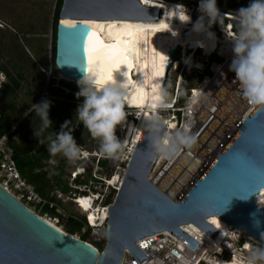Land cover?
<instances>
[{"label":"water","instance_id":"95a60500","mask_svg":"<svg viewBox=\"0 0 264 264\" xmlns=\"http://www.w3.org/2000/svg\"><path fill=\"white\" fill-rule=\"evenodd\" d=\"M124 1L133 3V9L140 12H125L130 5H125ZM235 1L251 3V0ZM150 11L154 12L152 16L147 14ZM128 16L133 21H158L162 18V10L143 7L139 0H63L54 27V65L58 73L78 82L87 69L84 48L90 28L80 21L125 19ZM67 19L77 23L72 26L62 24V20ZM168 53L166 78L179 48L170 47ZM146 123L115 198L108 207L102 251L32 213L2 187L0 264H121L125 250L139 264L146 257L136 245L138 240L168 232L195 251L199 244L180 227L195 226L213 239L218 231L207 223L210 217H217L264 244L261 235L264 233V199L262 217L251 212L255 206L254 198L264 190V109H252L236 134L178 202L171 200L148 179L155 156ZM69 197L76 199L77 195L69 193Z\"/></svg>","mask_w":264,"mask_h":264},{"label":"built area","instance_id":"2783aa9c","mask_svg":"<svg viewBox=\"0 0 264 264\" xmlns=\"http://www.w3.org/2000/svg\"><path fill=\"white\" fill-rule=\"evenodd\" d=\"M186 8L189 10L188 14L196 22L199 16L193 18V8ZM220 9L221 15L236 13L224 8ZM223 18L237 23L232 14ZM209 30L219 38L218 46L220 48H222L223 44L224 46L226 45L224 41L227 36L235 38L238 34V32L231 29H229V33L226 30H222L221 33L211 28ZM186 48L187 50L185 51L183 49L179 50V54L169 70L177 74L174 90L171 95L172 100L169 103L170 107L159 109L158 112L166 111L170 115L163 118L169 124L175 126L174 128L167 129L170 133L182 130L187 125L190 128L191 134L197 136V143L191 150L185 149L172 160H161L155 157L148 178L160 191L175 202L182 200L187 195L197 178L204 174L216 159L218 153L228 144L254 108L243 98L240 84L235 80V73L230 71V65L234 58L232 50H230L232 53L226 55L220 52L219 48L211 54H206L202 49H190L188 45ZM186 57L187 61L185 60ZM168 58L170 60L169 53ZM206 71L208 75L189 90L186 102L183 105H177V96L183 72L202 75ZM0 73L6 77V79L0 80L1 107L8 79L1 67ZM47 98L49 97L47 96ZM126 108L127 113H129L128 115L131 117L128 123H137L138 115L136 109ZM125 128L122 131V138ZM12 130L0 137V188L3 187L2 189L14 197L21 205L43 219L44 217L39 214L42 208L48 206L50 209H55L56 211L57 209L53 202L40 197L33 187L21 177L17 170L12 149L8 144ZM123 141L125 142V152L127 150L129 154L126 157L128 163L134 146L127 142L125 137L121 142ZM123 155L124 153L121 156ZM84 160L91 164L92 171L89 169L90 171L87 170L85 173L84 169H81L80 172V169H77L70 175L71 182L78 177L84 179V176L88 180V184L84 185L85 188L79 191L81 194L76 195L77 197L83 196L89 199L92 209H105L107 211L118 189L110 185L107 180L102 181L101 179V171L103 169L100 166V162L106 160L105 156L97 154V152L90 153L82 150V156L78 161ZM125 169H119L116 172L120 173L121 171V175L123 176ZM114 172L115 170H113ZM107 190L115 192L114 198L110 203H106ZM57 194L58 198L59 196L61 197L60 193ZM69 200L74 203L76 201V199H72L71 197H69ZM79 210L84 215L87 229L99 228L106 222H98V226H91L87 214L82 211V208H79ZM59 213L60 215L57 217L69 218L63 212L61 213L60 211ZM208 220L206 221L210 224ZM50 222L57 225V219L55 218ZM180 229L199 244L195 251L170 233L161 232L136 242L138 249L146 257L139 264H207L209 257H216L217 260L230 262L233 258H237L242 264L250 251L255 248H264V244L230 225H228L225 237L219 240L217 239L218 233L212 239L201 230L194 231L192 225L181 226ZM73 237L80 239L76 235H73ZM141 245H145V247H141ZM121 264H138V262L128 250H125Z\"/></svg>","mask_w":264,"mask_h":264},{"label":"clouds","instance_id":"9594fccd","mask_svg":"<svg viewBox=\"0 0 264 264\" xmlns=\"http://www.w3.org/2000/svg\"><path fill=\"white\" fill-rule=\"evenodd\" d=\"M173 15L166 21L171 29L172 21L178 20L181 25L192 22L188 9L183 4H176L168 9ZM200 13L193 24L192 31L207 28L206 35L214 34L209 31L213 24H219L227 15H234L238 25V34L232 42L233 60L230 71L235 73V80L240 84L243 98L253 107L264 109V0H251L247 7L240 8L236 13L221 15L217 0H200ZM169 60V58L163 54ZM117 71V70H116ZM118 72V71H117ZM114 73V72H113ZM6 77L0 73V80ZM77 98L82 97L83 103L77 108V119L81 121L93 139L99 140V153L111 159H119L123 153L125 142H121L115 135L118 125L126 120L124 100L127 95L126 85L118 83L113 78L104 82L88 69L83 71V77L78 82ZM156 87H159L157 85ZM155 99L158 103L151 105L153 109L168 108L165 103L166 93L161 89ZM33 110L41 119L39 130L34 129V136L39 139L51 127L49 119L50 102L43 100L32 105ZM149 132V142L155 157L161 160H172L185 149L191 150L197 143V136L191 134L186 125L182 130L170 133L167 129L174 128L158 114L147 116L146 123ZM66 121L60 132L48 134V151L53 157L62 155L70 164L76 163L82 156V150L77 145ZM139 139V138H138ZM218 224H220L218 219ZM264 236V233H261ZM207 264H241L237 258L230 261H220L216 257H209ZM242 264H264V248H255L243 260Z\"/></svg>","mask_w":264,"mask_h":264},{"label":"bare ground","instance_id":"6f19581e","mask_svg":"<svg viewBox=\"0 0 264 264\" xmlns=\"http://www.w3.org/2000/svg\"><path fill=\"white\" fill-rule=\"evenodd\" d=\"M139 1L143 7L160 8L162 10V18L158 21H133V18L128 16V19H89L80 21L90 28V32L96 33L97 39L106 46L102 53L103 66L106 68L111 67L114 72V80L126 85L127 95L124 100L125 106L136 109L138 115L137 123H128L123 133V138L125 137L127 142L131 143L132 146H135L138 142L144 123L147 121V116L154 113L157 114L160 109H153L151 107L152 104L158 103L155 99L157 93L161 89L165 92L164 79H166L168 60L161 61L160 57L163 56V54L168 57V49L170 47H176L179 48V50L183 49L185 51L187 50V45L190 49H202L206 54H211L219 48L220 52L229 55L232 53L230 50H232V42L234 41H224L226 45L224 46L223 44L222 48H220V46H218L219 38L215 34L214 37L206 35L207 28L200 29L197 32L192 31L193 24L195 23L193 19L192 22L187 25H181L178 20L174 19L171 24V29L168 27L161 28V25H166V21L171 19L173 14L169 12L168 9H171L175 4H162L160 2L155 4L154 0ZM123 3H125V5H130V7L125 8V12L126 10H130L129 13L131 14L140 12V10L137 11V9H133V3L127 1ZM124 7L125 6H123V8ZM150 13L154 12L150 11ZM75 23H77L75 20H62V24L66 26H72ZM210 32L212 33V31ZM87 43L88 37L85 45H87ZM111 45H120V47H107ZM113 58H119L121 61V67L118 72L116 71ZM185 60L187 61V57ZM128 64H131L130 72ZM161 68L163 71H161ZM87 69H89L88 62ZM90 73L100 78L102 75L100 66L94 64ZM59 77L61 80L65 79L60 74ZM69 81L73 82L74 80ZM157 85H159V87H156ZM168 99L166 96L164 102L167 104L171 102L172 98L167 101ZM122 177V175L112 176L107 181L110 185L118 189ZM263 199L264 190L254 198L255 206L251 212L257 217H262L261 206ZM75 203L87 214L91 226H98V222L102 223L106 221L108 210L92 209L90 207V200L83 196H78ZM101 210H104V212ZM97 211H99V213H97ZM43 219L54 225L53 222L48 221L46 218ZM213 220H216L217 223L213 224ZM208 221L211 225L216 227L218 231V240L225 237L228 231V225L226 223L219 219L220 224H218L217 217H210ZM217 225H219V227ZM54 226L57 227V225ZM192 227L194 231H199L197 227ZM57 229L59 228L57 227Z\"/></svg>","mask_w":264,"mask_h":264},{"label":"rangeland","instance_id":"374dc122","mask_svg":"<svg viewBox=\"0 0 264 264\" xmlns=\"http://www.w3.org/2000/svg\"><path fill=\"white\" fill-rule=\"evenodd\" d=\"M176 4H183L188 8H194L199 5L200 0H167ZM60 2L62 5L63 0H0V67L6 68L10 73L15 75L14 66L17 64L21 68L20 74L22 75L21 89L17 92L16 102L26 104L24 108L19 110L18 114L21 119L28 114V110L32 109L31 103L35 101L37 104L43 101L48 96V86L59 87L64 90V93H75L79 92L78 83L75 81H69L66 79L61 80L59 73L54 65V45H55V29L53 16L57 3ZM220 8H225L217 4ZM148 16H152L154 13H147ZM195 22V20H193ZM24 50L25 53L34 60V66L26 63L24 60H17V53ZM37 51V53H36ZM37 54V55H36ZM176 73L172 70L168 71V76L165 81L164 89L166 96L171 97L174 90V82ZM188 80H192L191 77L186 78V84ZM60 82L68 84L64 87ZM184 86V88H185ZM49 97V96H48ZM124 107L125 104H124ZM131 113H133L131 111ZM129 114V113H127ZM162 118L169 117L166 111L157 113ZM21 119L19 121H21ZM18 121V122H19ZM130 121V120H128ZM128 122H123L117 126L115 135L122 141V131L126 127ZM81 136L84 138V145L80 148L90 153H99V140L93 139L92 137L85 138V133L82 132ZM128 152H124V155L119 159H111L105 157L107 164V170H102V181L108 180L112 176H119L120 173L116 172L119 169H125L127 165ZM77 161L74 164H70L67 160L65 163V179L67 181L69 189L74 193L75 191H81L85 187L84 185L75 184L70 181V175L77 169H84L85 173L92 166L89 162ZM60 163V155L55 157L51 156V160L46 163L45 172H47V179L51 183L50 179L54 175V167ZM82 167V168H81ZM113 170L115 172L113 173ZM100 173V174H101ZM84 175V174H82ZM86 175V174H85ZM86 176L83 178L85 179ZM83 179V180H84ZM103 183V182H102ZM111 190V189H110ZM107 190L106 193L110 192ZM57 193H60L55 187L48 189L49 198H55L56 201H52L55 204L57 211L63 212L67 217L74 220H79L84 215L81 213V208L77 203L69 200L68 195L61 194V197H57ZM114 198V196H113ZM83 211V210H82ZM104 212V210H101ZM38 212V211H35ZM84 212V211H83ZM99 213V211H97ZM39 214L50 221L55 218L57 219V225L62 230H65V225L69 218H62L45 214L39 211ZM85 219V218H84ZM61 230V229H60ZM87 227L85 225L82 232H86ZM105 231L106 223L103 226L89 230V240L91 243L104 242L105 246ZM79 237V233H76ZM92 245L94 248L95 246Z\"/></svg>","mask_w":264,"mask_h":264},{"label":"trees","instance_id":"16d2710c","mask_svg":"<svg viewBox=\"0 0 264 264\" xmlns=\"http://www.w3.org/2000/svg\"><path fill=\"white\" fill-rule=\"evenodd\" d=\"M217 4L225 7L224 9L237 12L242 7H247L248 5L240 6L239 3H231L230 1H217ZM61 8V3L58 2L54 11L53 22L55 23L58 19L59 11ZM200 15L198 12V5L193 8V18H196ZM55 27V24H54ZM211 29L218 30L220 33L222 30H226L229 33V29L238 32V25L226 18H222L220 23L213 24ZM235 38H231V36H227L225 41L234 40ZM37 53V51H36ZM37 55V54H36ZM17 60H24L28 65L34 66V60L31 59L24 50L19 51L17 53ZM19 65L14 66L15 75L10 73L6 68L1 67L7 75L8 83L5 86L4 96L0 107V137L4 134L8 133L10 130L11 137L8 140V144L12 149L13 159L16 163L17 170L19 171L21 177L33 187L35 192L42 197L43 199H47L49 201H56L55 198L48 196V189H52V187L56 188L61 194L69 195L71 189H69L67 181L65 179V163L66 159L60 155V163L54 167V175L49 179H47V172H45L46 163L51 160V156L48 151V141L45 137L48 134L59 133L61 130V126L68 121L69 128L73 129L72 135L80 147L84 145V138L81 136V133H85V138H91L88 130L84 128L83 124L79 119H77L76 111L77 108L83 103V98H77L75 93H64L59 87L48 86V96L49 98L44 99L50 102L49 108V119L51 121V127H49L45 133L39 137V139L44 140V143H39L37 138L34 136V129L39 130L41 126V119L32 109L28 110V114L21 119L18 112L26 104L17 103L16 95L17 92L21 89V80L22 75L20 74L21 68ZM208 75L206 71L202 75H198L195 73L188 74L187 72H183L182 81L180 84V88L177 96V105H183L186 102V97L191 88L195 86L202 78ZM191 77L192 80H188L187 86L186 78ZM62 86L66 87L68 84L64 82H60ZM185 86V88H184ZM40 101L39 103H41ZM37 103V104H39ZM35 104V101L31 103ZM124 111L126 113V120L123 122H129L128 120L131 117L127 114V108L124 107ZM21 119V121H19ZM19 121V122H18ZM125 152V148L123 153ZM122 153V154H123ZM100 166L104 171L107 170L106 161L103 160L100 162ZM88 171H90L88 169ZM73 183L79 185H87L88 180L82 179L81 177L73 180ZM75 194H81L78 191L74 192ZM115 192L110 191L107 196L106 203H110L113 199ZM42 212L45 214H50L53 216H59L60 213L55 209H50L48 206L42 208ZM58 227V226H57ZM85 227V221L82 217L79 220H74L69 218L64 232L68 235H76L79 233V238L81 241L91 243L89 240V230L86 232H82ZM59 228V227H58ZM62 230V228H59ZM63 231V230H62ZM95 246L96 249L102 251L104 249V242L100 243H91Z\"/></svg>","mask_w":264,"mask_h":264},{"label":"snow or ice","instance_id":"6c2138e0","mask_svg":"<svg viewBox=\"0 0 264 264\" xmlns=\"http://www.w3.org/2000/svg\"><path fill=\"white\" fill-rule=\"evenodd\" d=\"M161 28H165L167 27L166 25H161L160 26ZM106 46L102 44L101 41H99L97 39V34L94 33V32H89L88 33V43L87 45H85V48H84V51H85V55L87 57V62H88V65H89V71L91 72L92 71V66L95 64V65H98L100 66V69H101V77H100V81L101 82H104L105 80L107 79H111L112 78V74H113V70L111 67H104L103 66V51H104V48ZM107 47H112V48H119L120 45H111V46H107ZM161 61H165L166 58L164 56H161L160 57ZM113 61H114V65L116 67V70L119 71L120 70V67H121V61L119 58H113ZM128 68H129V72H130V69H131V64H128ZM161 71H163V69L161 68ZM91 219V218H90ZM213 224H216L217 221L216 220H213L212 221ZM219 227V225H217ZM141 247H145V245H141Z\"/></svg>","mask_w":264,"mask_h":264},{"label":"flooded vegetation","instance_id":"af4514ba","mask_svg":"<svg viewBox=\"0 0 264 264\" xmlns=\"http://www.w3.org/2000/svg\"><path fill=\"white\" fill-rule=\"evenodd\" d=\"M217 1H230L231 3H239L240 6L249 5V3H244V2L235 1V0H217ZM213 30H215V29H213Z\"/></svg>","mask_w":264,"mask_h":264}]
</instances>
